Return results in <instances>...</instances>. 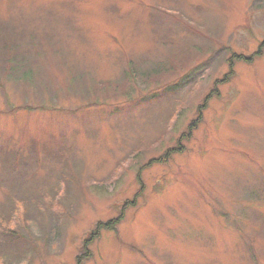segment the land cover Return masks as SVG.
I'll return each instance as SVG.
<instances>
[{
	"label": "rangeland",
	"instance_id": "1",
	"mask_svg": "<svg viewBox=\"0 0 264 264\" xmlns=\"http://www.w3.org/2000/svg\"><path fill=\"white\" fill-rule=\"evenodd\" d=\"M262 41L264 0H0V264H264Z\"/></svg>",
	"mask_w": 264,
	"mask_h": 264
},
{
	"label": "trees",
	"instance_id": "2",
	"mask_svg": "<svg viewBox=\"0 0 264 264\" xmlns=\"http://www.w3.org/2000/svg\"><path fill=\"white\" fill-rule=\"evenodd\" d=\"M264 52V41H262L261 43H260V45H259V47H258V49H257V51L255 52V57H258V56H260V55H262V53ZM254 57V56H253ZM253 57H251V56H249V57H243V56H241V55H236V56H234V58H231V60H230V67H232L233 66V62L236 60V59H243V60H245V61H251L252 59H253ZM232 74V71L231 72H229V74L227 73V74H225L224 75V77H223V79L221 80V81H227L228 80V78H229V75H231ZM217 85L215 86V89H213V90H211L210 92H211V94H214L216 91H217ZM210 95V94H209ZM209 95H207L206 96V98H205V100H204V102H203V104L201 105V107H204L205 105H206V103H207V100H208V98H209ZM193 125H194V123L193 124H190V126H189V130H191L192 128H193ZM155 161H157V160H155ZM100 224V223H99ZM115 224H116V220L114 219V220H108L107 222H105V223H103L102 225L100 224L98 227H102V228H106V229H113L114 227H115ZM85 256V255H84Z\"/></svg>",
	"mask_w": 264,
	"mask_h": 264
}]
</instances>
